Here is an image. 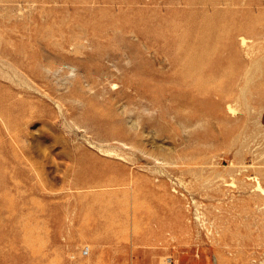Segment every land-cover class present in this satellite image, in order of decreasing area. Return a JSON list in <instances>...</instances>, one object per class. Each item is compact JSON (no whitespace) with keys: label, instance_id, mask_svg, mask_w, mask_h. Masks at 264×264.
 <instances>
[{"label":"rangeland","instance_id":"rangeland-1","mask_svg":"<svg viewBox=\"0 0 264 264\" xmlns=\"http://www.w3.org/2000/svg\"><path fill=\"white\" fill-rule=\"evenodd\" d=\"M0 264H264V0H0Z\"/></svg>","mask_w":264,"mask_h":264},{"label":"bare ground","instance_id":"bare-ground-1","mask_svg":"<svg viewBox=\"0 0 264 264\" xmlns=\"http://www.w3.org/2000/svg\"><path fill=\"white\" fill-rule=\"evenodd\" d=\"M220 71H221V70H220ZM220 71H219V73H221ZM260 188H261V186H260ZM262 188H263V187H262ZM261 190H262V189H261Z\"/></svg>","mask_w":264,"mask_h":264}]
</instances>
